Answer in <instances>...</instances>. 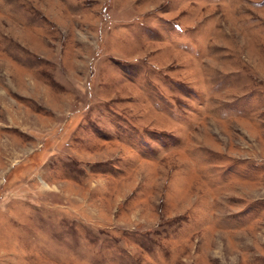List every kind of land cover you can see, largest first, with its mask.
Returning a JSON list of instances; mask_svg holds the SVG:
<instances>
[{"label": "rangeland", "instance_id": "obj_1", "mask_svg": "<svg viewBox=\"0 0 264 264\" xmlns=\"http://www.w3.org/2000/svg\"><path fill=\"white\" fill-rule=\"evenodd\" d=\"M0 264H264V0H0Z\"/></svg>", "mask_w": 264, "mask_h": 264}]
</instances>
